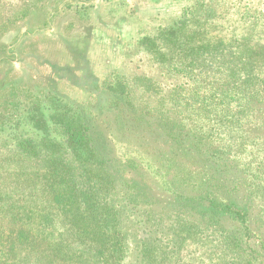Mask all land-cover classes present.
I'll use <instances>...</instances> for the list:
<instances>
[{"label":"rangeland","instance_id":"374dc122","mask_svg":"<svg viewBox=\"0 0 264 264\" xmlns=\"http://www.w3.org/2000/svg\"><path fill=\"white\" fill-rule=\"evenodd\" d=\"M193 1L0 0V57L14 44L19 53L16 72L9 74L8 63L0 66V77L11 75L0 80L7 84L0 101V264L47 262L43 242L34 249L29 239L54 211L52 166L35 153L43 124L34 120L44 116L47 132L58 140L62 130L52 115L65 111L105 133L115 157L146 177L153 201L164 205L208 194L236 199L248 210L252 248L264 242V109H244L239 92L225 99L205 83L158 67L141 47ZM258 4L264 14V0ZM216 28L197 39L219 37ZM171 96L181 100V111L153 112ZM160 117L170 125L156 133L145 125ZM167 132L177 141L163 143ZM63 237V247L73 240ZM8 239L14 250L4 243ZM72 245L75 259L95 264ZM207 255L188 242L169 264H214ZM59 260L54 264H67Z\"/></svg>","mask_w":264,"mask_h":264},{"label":"trees","instance_id":"16d2710c","mask_svg":"<svg viewBox=\"0 0 264 264\" xmlns=\"http://www.w3.org/2000/svg\"><path fill=\"white\" fill-rule=\"evenodd\" d=\"M258 1L194 0L174 24L143 39L141 47L158 67L205 83L225 99L239 92L244 109H264V14ZM215 26L219 37L197 39ZM182 107L181 100L171 96L167 102L159 100L153 112L168 114ZM53 118L62 130L58 140L47 132L44 116L43 121L34 120L43 124L35 153H43L52 166L53 215L44 217L43 227L31 230L29 238L34 249L43 242L45 264H54L59 256L61 263L82 264L73 257L72 244L90 253L95 264H169L188 242L208 252L207 259L214 264H264V242L259 240L257 249L249 243L254 232L244 204L208 194L161 205L150 197L146 177L115 157L103 131L89 126L76 111L54 113ZM145 125L156 133L170 122L160 117L157 123ZM176 141V135L167 132L163 143ZM63 235L73 239L64 247ZM4 243L14 250L12 241Z\"/></svg>","mask_w":264,"mask_h":264},{"label":"flooded vegetation","instance_id":"af4514ba","mask_svg":"<svg viewBox=\"0 0 264 264\" xmlns=\"http://www.w3.org/2000/svg\"><path fill=\"white\" fill-rule=\"evenodd\" d=\"M16 48V45L14 44V46H11V47H8L7 50H5V53L3 52V55L0 57V66L3 65V64H10L12 69H11V72H9V74H11L13 71L17 70V59L18 58V51L15 50ZM16 72V71H15ZM11 75H2V77H0V80H5L7 77H10ZM7 88V84L4 83V81L0 82V101H1V95H2V92L4 90H6Z\"/></svg>","mask_w":264,"mask_h":264}]
</instances>
